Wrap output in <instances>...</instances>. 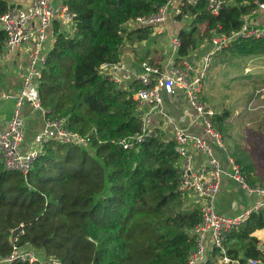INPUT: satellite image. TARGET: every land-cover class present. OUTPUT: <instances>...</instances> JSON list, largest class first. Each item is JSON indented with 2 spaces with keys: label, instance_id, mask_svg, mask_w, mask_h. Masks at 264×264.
Here are the masks:
<instances>
[{
  "label": "trees",
  "instance_id": "trees-1",
  "mask_svg": "<svg viewBox=\"0 0 264 264\" xmlns=\"http://www.w3.org/2000/svg\"><path fill=\"white\" fill-rule=\"evenodd\" d=\"M222 1L217 15L211 13L208 0L184 3L177 21L188 19V23L177 34V61L209 43L212 30L225 36L238 31L257 5L264 4V0ZM9 2L0 0V15ZM166 3L68 2L76 14V30L70 39L56 29L38 93L45 119H65L69 130L88 137L89 145L49 142L26 175L5 171L0 163V256L10 254L11 231L22 226L16 244L30 246L44 259L54 256L61 264H187L194 248L191 231L201 216L188 195L178 191L176 143L161 124L153 127L145 141L136 143L141 107L132 96L143 86L139 82L117 85L101 70L119 61L125 41L149 40L150 27L128 25L156 14ZM3 39L0 33V53ZM257 56L264 57V38H236L215 54L212 63L218 66ZM229 118L224 110L212 117L223 140ZM256 129L257 136L263 133L264 137V123ZM129 138L131 146L120 144ZM229 152L239 164L235 148ZM245 171L247 182L256 184L252 170L246 166ZM262 229L264 209L227 233L226 254L240 264L262 257L264 249L253 236ZM210 253L204 264L217 263L222 257L217 249Z\"/></svg>",
  "mask_w": 264,
  "mask_h": 264
},
{
  "label": "built area",
  "instance_id": "built-area-1",
  "mask_svg": "<svg viewBox=\"0 0 264 264\" xmlns=\"http://www.w3.org/2000/svg\"><path fill=\"white\" fill-rule=\"evenodd\" d=\"M70 0H10L8 10L0 15V33L4 39L1 46L0 61H6L9 54H18L25 62L15 65L21 89L15 93H0V101L12 100L13 113L4 130L0 131V163L5 171L20 172L26 175L34 159L49 142L74 147H87L88 137L81 136L67 128L65 119H45L43 130L33 139V147L22 153L24 117L22 109L29 105L32 111L45 116L38 93V81L48 53L52 50L56 29L60 34L72 39L76 26V14L70 10ZM197 0H167L156 14L148 18H138L129 28L135 26L150 27L152 32L160 34L161 27L168 21H176L185 2L194 4ZM224 4L222 0H208L213 15H217ZM12 6V7H11ZM259 12H264V4H258L251 17H246L240 29L230 36L219 30H212L211 49L202 56L199 66H192L184 59L177 61L180 40L177 34L169 35V55L163 64L153 65L144 60L140 63V72H131L125 65L117 62L103 65V75L115 84L120 82V74L133 82H139L142 88L136 90L132 99L141 107L140 132L133 138L141 143L150 137L154 130L153 117H161V126L169 132L176 143L178 154L179 183L178 191L194 198L200 203V222L193 228L194 248L188 255L187 264L206 263L210 252L217 249L222 253L221 264H240L226 254L225 238L227 233L236 231L252 214L264 209V201L248 206L239 216L220 215L216 208V198L220 190L221 178L228 176L237 182L241 189L250 196L264 198V188L250 184L242 175L240 167L226 152L221 133L212 122L214 110L202 100L205 80L210 65L217 52L235 40L264 38V25H252L250 19ZM180 93L184 96L194 114L190 122L201 129L203 137L192 134L189 128L179 127L167 113L163 103L166 95ZM258 92H255V95ZM255 105L252 102V106ZM147 106V107H146ZM146 107V108H145ZM144 108V109H143ZM264 109V107H262ZM253 110L256 108H252ZM206 139H205V138ZM121 145L129 147L131 139H122ZM212 145L226 153L228 168H224L219 158L214 155ZM197 152L206 159V165L198 170L192 169L193 154ZM261 251L263 249H260ZM259 258L246 259V264H264V251ZM14 262L25 264H61L50 256L40 260L37 252L28 245L19 246L13 242L12 250L7 256H0V264Z\"/></svg>",
  "mask_w": 264,
  "mask_h": 264
},
{
  "label": "crops",
  "instance_id": "crops-1",
  "mask_svg": "<svg viewBox=\"0 0 264 264\" xmlns=\"http://www.w3.org/2000/svg\"><path fill=\"white\" fill-rule=\"evenodd\" d=\"M250 22L255 26L264 25V12L257 13L256 16L250 19ZM180 24L181 23L177 20L174 22L170 20L163 25V30L166 31V34L161 28L162 32L160 34L152 32L149 40L147 41H143L141 43H130L125 41L120 49L118 62L124 64L126 69L131 72H140V63L142 60H147L155 65L163 64L169 55L168 37L172 34H178L179 30L182 28L180 27ZM177 26L179 27L177 28ZM157 41H162V45H158L159 43L157 44ZM210 49V42L205 43L201 48L184 58V60L192 66H199L201 64L202 56L209 52ZM23 62H25V59L18 54H9L6 61H0V93L6 92L15 94L21 89V81L17 77L15 65ZM247 70L249 73H246ZM245 75L250 76L252 83L256 84V92H258V98L256 101H258V99H264V57L257 56L253 58L249 57L241 59L239 61L227 62L218 66H215L212 63L204 84V101L214 110V112L219 113L222 109L216 108L214 105H218V102L214 101L220 100L221 102L219 106L225 104L222 102L223 100L220 99L228 92L224 86L227 84L235 85V82ZM119 77H121V79L117 85L123 86L133 83V81L125 77L123 74H120ZM232 101L237 103L238 99L233 98ZM163 103L167 113L172 117L175 124L182 128H189L192 134L203 137L201 129L195 125L190 127V122L194 112L182 94L175 93L171 96L166 95V98L163 99ZM13 108L14 102L12 100L0 101V131L6 128L7 122L13 113ZM234 111L235 112L231 114L230 118L227 120L230 123H232L233 120L240 115L243 117L245 128L253 127L255 125L257 128L258 125L264 123V118L256 119V123H245L244 120L247 121L249 115L246 112L240 111V109ZM22 116L24 117L25 124L20 150L22 153H25L33 147V139L43 130L45 125V116L38 111H32L29 105H25L23 107ZM160 119L161 117L158 115L153 117L154 126L160 124ZM234 127H237V125H234ZM236 132H238L237 128H235V133ZM168 136H170L169 132ZM212 147L214 155L220 159L222 166L227 169L228 165L226 153L219 151L213 145ZM191 153L193 154V170L196 171L201 166L206 165V159L204 156L198 154L197 152ZM261 201H264L263 197L248 195L241 189L237 182L233 181L228 176H223L221 178L220 190L216 198V208L220 215L237 217L248 206ZM253 236L259 241L258 247L260 249H264V229L255 231ZM210 254L208 259L212 255ZM239 255L242 256V253H239ZM217 261L219 262V260Z\"/></svg>",
  "mask_w": 264,
  "mask_h": 264
},
{
  "label": "rangeland",
  "instance_id": "rangeland-1",
  "mask_svg": "<svg viewBox=\"0 0 264 264\" xmlns=\"http://www.w3.org/2000/svg\"><path fill=\"white\" fill-rule=\"evenodd\" d=\"M170 21V20H168ZM188 23V19H184L180 27H184ZM162 26V30H163ZM179 26H177L178 28ZM164 31V30H163ZM166 34V31H164ZM159 43V44H158ZM161 42L157 41L158 45H162ZM253 58V57H252ZM246 73H249L247 70ZM225 89L228 91L226 95L223 98H220L223 100L222 102L225 103L222 106L220 105V100H216L214 102H218V105H214L216 108H221L224 111H229L230 115L233 114L235 111L240 109V111L246 112L249 116L247 118V121L245 123L251 124L252 122L256 123V119L264 118V99H258V95H255L256 90V84L252 83L250 76L248 77H242L237 82H235V85H226L224 86ZM230 94V95H229ZM237 98V103L233 102L232 99ZM233 102V103H232ZM252 102L255 103V105L252 106ZM236 108V109H235ZM256 108V109H252ZM260 119V120H261ZM233 123V124H232ZM230 123V128L228 131L227 136H225L224 144L226 146V152H229L230 150H233L235 148V151L238 156V161L240 162L237 164L240 169L242 175L246 178L247 174L245 171V167L248 166L252 170V176L256 180V185H264V137L263 133L259 134L260 136L256 135V125L253 127L245 128L243 123V117L240 115L236 117L233 122ZM234 125H237V127H234ZM234 127V128H233ZM235 128H237L238 132L235 133ZM240 128V129H239ZM234 132V134H233ZM234 135V136H233ZM263 183V184H262ZM190 200V202L195 207H200V203H196L194 201L193 197L187 196ZM42 255L39 253L40 260H45ZM221 259V258H220ZM213 263V264H219Z\"/></svg>",
  "mask_w": 264,
  "mask_h": 264
},
{
  "label": "water",
  "instance_id": "water-1",
  "mask_svg": "<svg viewBox=\"0 0 264 264\" xmlns=\"http://www.w3.org/2000/svg\"><path fill=\"white\" fill-rule=\"evenodd\" d=\"M21 231H22V226H19L18 228L12 230L11 231L10 238H9V241L11 243H13L16 240V237L21 233Z\"/></svg>",
  "mask_w": 264,
  "mask_h": 264
}]
</instances>
